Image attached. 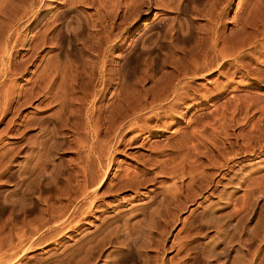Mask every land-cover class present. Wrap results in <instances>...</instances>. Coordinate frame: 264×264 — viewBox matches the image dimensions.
<instances>
[{
  "label": "rangeland",
  "instance_id": "obj_1",
  "mask_svg": "<svg viewBox=\"0 0 264 264\" xmlns=\"http://www.w3.org/2000/svg\"><path fill=\"white\" fill-rule=\"evenodd\" d=\"M0 264H264V0H0Z\"/></svg>",
  "mask_w": 264,
  "mask_h": 264
}]
</instances>
